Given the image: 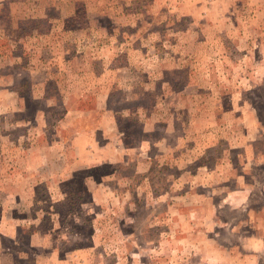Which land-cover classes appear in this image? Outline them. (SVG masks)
<instances>
[{
	"label": "rangeland",
	"instance_id": "obj_1",
	"mask_svg": "<svg viewBox=\"0 0 264 264\" xmlns=\"http://www.w3.org/2000/svg\"><path fill=\"white\" fill-rule=\"evenodd\" d=\"M1 249L264 264V0H0Z\"/></svg>",
	"mask_w": 264,
	"mask_h": 264
},
{
	"label": "crops",
	"instance_id": "obj_2",
	"mask_svg": "<svg viewBox=\"0 0 264 264\" xmlns=\"http://www.w3.org/2000/svg\"><path fill=\"white\" fill-rule=\"evenodd\" d=\"M234 231H237V233L239 232L237 227H235ZM251 244H253V242H251ZM253 245H250V246L253 247ZM12 263L13 262L11 260H9L8 258L5 257V255H4V253L2 252V249H1V251H0V264H12Z\"/></svg>",
	"mask_w": 264,
	"mask_h": 264
}]
</instances>
